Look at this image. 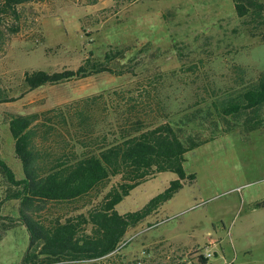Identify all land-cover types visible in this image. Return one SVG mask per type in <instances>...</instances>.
Returning a JSON list of instances; mask_svg holds the SVG:
<instances>
[{
	"label": "rangeland",
	"instance_id": "374dc122",
	"mask_svg": "<svg viewBox=\"0 0 264 264\" xmlns=\"http://www.w3.org/2000/svg\"><path fill=\"white\" fill-rule=\"evenodd\" d=\"M18 11V31L4 29L0 46V89L7 96L21 94L23 73L75 70L88 53L102 60L106 51L123 47L124 59L109 66L138 65L131 74L101 73L43 85L0 104V158L16 179L23 173L8 129L9 113H39L96 96L92 121L96 131L111 137L123 126L129 106L146 121L157 115L176 118L212 92L235 86L241 78L235 67L243 68L244 83L264 71V37H250L231 0H34ZM144 47L148 53H138ZM146 91L159 98L157 114L155 103L142 99ZM184 159V172L194 180L184 181L171 199L128 229L114 255L62 264H202L199 258L205 264H264V131L239 128L187 152ZM176 179L164 172L146 180L116 211L142 209ZM5 188L0 178V222L18 217V202L6 199ZM88 208L84 199L50 204L45 211L67 216ZM28 247L26 228L11 227L0 240V264H20Z\"/></svg>",
	"mask_w": 264,
	"mask_h": 264
},
{
	"label": "trees",
	"instance_id": "16d2710c",
	"mask_svg": "<svg viewBox=\"0 0 264 264\" xmlns=\"http://www.w3.org/2000/svg\"><path fill=\"white\" fill-rule=\"evenodd\" d=\"M33 1L0 0V46L4 29L18 31V8ZM231 1L234 14L250 37L263 38L264 0ZM124 53L123 47L110 49L102 60L88 53L75 70L25 72L21 94L11 97L5 94L6 89H0V104L15 102L43 85H59L101 73L131 74L138 64L121 65L120 69L109 66L124 59ZM138 53L147 54L148 48ZM235 69L241 76L235 86L221 94L212 92L198 107L190 106L176 118L157 115L146 121L135 106H129L123 126L117 127L111 137L96 131V122L92 121L96 96L39 113L7 114L23 177L16 179L0 158L6 199L18 202V217L0 222V240L13 226L26 228L29 247L20 264L94 262L114 255L128 229L171 199L184 181L194 180L195 176H187L183 169L187 152L239 128L245 132L264 131V71L254 81L244 83L243 68ZM150 94L146 91L142 99L154 102L157 114L159 98ZM164 172L175 174L177 179L163 193L138 211L123 215L116 211L130 191ZM84 199L89 202L84 212L63 216L45 211L50 204L66 206ZM199 259L205 264L204 258Z\"/></svg>",
	"mask_w": 264,
	"mask_h": 264
},
{
	"label": "built area",
	"instance_id": "2783aa9c",
	"mask_svg": "<svg viewBox=\"0 0 264 264\" xmlns=\"http://www.w3.org/2000/svg\"><path fill=\"white\" fill-rule=\"evenodd\" d=\"M206 257H207V258L210 257V254H207Z\"/></svg>",
	"mask_w": 264,
	"mask_h": 264
}]
</instances>
